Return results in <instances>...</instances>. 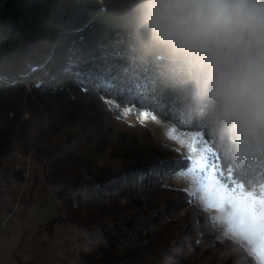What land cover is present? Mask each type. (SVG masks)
Here are the masks:
<instances>
[{"label":"trees","instance_id":"16d2710c","mask_svg":"<svg viewBox=\"0 0 264 264\" xmlns=\"http://www.w3.org/2000/svg\"><path fill=\"white\" fill-rule=\"evenodd\" d=\"M122 3L0 0V208L16 215L21 205L24 209L20 211L25 212L33 203L35 188L28 195L26 189L18 190L25 181L18 158L22 148L25 153L31 150L30 140L59 137V152L49 147L53 155L48 156L45 147L37 150L53 168L64 158L85 166L86 154L80 153L85 144L95 154H108L121 165L116 170L103 166L91 180L63 185L64 180L53 178V182H62L53 191L65 210L55 221L84 223L81 210L92 200L99 208L122 210L110 223L82 237L106 242L98 253L80 251L79 263L193 264L208 249L220 246L221 240L210 212L197 206L185 189L166 184L188 161L150 127L125 120L121 110L128 106L149 110L180 130L201 132L210 145L211 141L191 122L173 119L168 90L150 68H139L130 59L125 29L128 13L120 7ZM142 129L152 139L145 132L139 134L137 130ZM214 156L223 180L261 192L264 180L242 181L231 166ZM159 192L166 194L157 198ZM124 198L126 204H122ZM125 206L138 215L126 216ZM180 209L187 211L188 218L173 243L158 249L154 236ZM224 240L222 244L231 249V264H258L240 244ZM203 245L200 254L198 248ZM186 248L192 251L182 253ZM174 259L176 263H172Z\"/></svg>","mask_w":264,"mask_h":264},{"label":"clouds","instance_id":"9594fccd","mask_svg":"<svg viewBox=\"0 0 264 264\" xmlns=\"http://www.w3.org/2000/svg\"><path fill=\"white\" fill-rule=\"evenodd\" d=\"M128 53L242 181L264 180V0H123Z\"/></svg>","mask_w":264,"mask_h":264},{"label":"rangeland","instance_id":"374dc122","mask_svg":"<svg viewBox=\"0 0 264 264\" xmlns=\"http://www.w3.org/2000/svg\"><path fill=\"white\" fill-rule=\"evenodd\" d=\"M144 112L152 113L149 110L140 109L135 106H128L121 110L123 118L131 123L139 122L140 114ZM27 115L28 114L25 113L24 117ZM157 117L158 120L147 122L145 125L150 127L160 140L171 144L180 150L182 155H185L186 150L183 145L166 134L170 133L175 125L162 120L159 116ZM175 128L178 129L176 126ZM137 131L139 134L145 132L143 135L152 139L147 131L143 129V132L140 130ZM180 131L183 136L195 141L201 146L203 151L209 153V160L221 177V170L218 161L215 159L213 149L211 145L206 142L202 133L191 130ZM35 137L36 132L32 130L31 139L34 140ZM39 139H41V137L37 138V142L35 143H32L31 140L28 142L31 148L30 151L25 153L23 148L20 150L21 155L18 158V166L25 169V181L20 184L18 190L21 191L26 189V194L28 195L35 188L33 191V203L26 208L25 212H23V210L20 211V209H24V205H21L19 210H17V214L12 215L7 225L0 231V264H69V260L73 256L77 257L80 251L98 253L101 245L106 242V239L91 242L82 237L90 235L99 229L100 226L110 223V221L116 218L122 210L120 209L118 211L116 208L112 210H110L111 208L102 209L94 204L95 200H92L87 202L82 210L80 209V215L84 223H70L67 221L61 223L56 222L55 220L61 214L65 215V210L63 209L62 201L59 200L54 193L56 189L62 186V182H53V178L64 180L63 185L67 181L78 182L81 180H91L99 174L101 167L108 166L116 170L121 164L119 161L111 159L108 154H95L92 149L83 144L81 145L82 149L80 153L86 154L85 166H82L84 164H80L79 161H74L72 158L71 160L64 158L63 162L55 164L53 168L47 156H45L44 153H38L37 150L39 151L41 147H45L48 156L53 155L52 152L49 151V147H55L59 152L60 148H56L58 147L57 141L59 137H47L44 141H39ZM48 175L50 178H48ZM166 184L171 187L185 189L192 196L194 203L199 207H203L200 200L192 194V186L187 179L178 177L175 174L168 178ZM229 185L242 186L239 183ZM262 191H264V187L261 192ZM164 194L166 193L162 194L159 192V194L155 196L159 198V195ZM5 197L6 194H3L2 202H5ZM126 203L127 200L124 198L122 204ZM76 206L77 205L74 206V209H76ZM125 209L127 210L124 212L126 216L135 217L138 215L135 209L126 206ZM2 210L3 214H7L2 207L0 208V216ZM208 211L211 214L212 224L219 231L220 237L218 236L219 238L217 239L221 240V245L215 250L208 249L206 253L193 264H231L230 259L232 254L229 253L231 249L227 246L228 244H222L226 242L224 239L231 238L225 235V230L222 226L214 223L213 217L216 215L215 211ZM186 212L185 209H180L177 213H173L172 219H169L163 227L159 229L158 234L154 236V244L158 249L168 247L173 243L182 222L188 218V216L185 215ZM50 226H52L51 229H49ZM204 240L205 243H208L206 238H204ZM204 249L205 245L198 248L200 254L203 253ZM188 251H190V248H186L182 253ZM176 262L177 261L174 259L172 263Z\"/></svg>","mask_w":264,"mask_h":264},{"label":"snow or ice","instance_id":"6c2138e0","mask_svg":"<svg viewBox=\"0 0 264 264\" xmlns=\"http://www.w3.org/2000/svg\"><path fill=\"white\" fill-rule=\"evenodd\" d=\"M158 120L155 114H140L139 122ZM186 150L184 159L187 167L176 173L187 179L192 194L197 197L205 210H214V223L222 226L225 235L245 248L258 264H264V191H247L243 186H230L216 172L209 160V153L173 126L170 133Z\"/></svg>","mask_w":264,"mask_h":264},{"label":"built area","instance_id":"2783aa9c","mask_svg":"<svg viewBox=\"0 0 264 264\" xmlns=\"http://www.w3.org/2000/svg\"><path fill=\"white\" fill-rule=\"evenodd\" d=\"M3 210L0 216V231L7 225L8 220L10 219V217L13 215V212H9L7 214H3ZM69 264H80L79 260L77 257L73 256L70 260H69Z\"/></svg>","mask_w":264,"mask_h":264}]
</instances>
